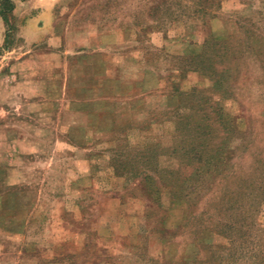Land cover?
Wrapping results in <instances>:
<instances>
[{
	"label": "rangeland",
	"instance_id": "1",
	"mask_svg": "<svg viewBox=\"0 0 264 264\" xmlns=\"http://www.w3.org/2000/svg\"><path fill=\"white\" fill-rule=\"evenodd\" d=\"M0 42V264H264V0H0Z\"/></svg>",
	"mask_w": 264,
	"mask_h": 264
},
{
	"label": "trees",
	"instance_id": "2",
	"mask_svg": "<svg viewBox=\"0 0 264 264\" xmlns=\"http://www.w3.org/2000/svg\"><path fill=\"white\" fill-rule=\"evenodd\" d=\"M3 16H4V19H5V20H7V18H6L7 16H6V15H4V14H3ZM215 123H216V122H215Z\"/></svg>",
	"mask_w": 264,
	"mask_h": 264
},
{
	"label": "crops",
	"instance_id": "3",
	"mask_svg": "<svg viewBox=\"0 0 264 264\" xmlns=\"http://www.w3.org/2000/svg\"><path fill=\"white\" fill-rule=\"evenodd\" d=\"M1 43V42H0Z\"/></svg>",
	"mask_w": 264,
	"mask_h": 264
}]
</instances>
